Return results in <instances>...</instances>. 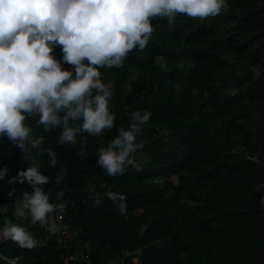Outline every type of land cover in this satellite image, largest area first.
<instances>
[{
    "label": "trees",
    "instance_id": "trees-1",
    "mask_svg": "<svg viewBox=\"0 0 264 264\" xmlns=\"http://www.w3.org/2000/svg\"><path fill=\"white\" fill-rule=\"evenodd\" d=\"M226 4L206 20L182 14L172 23L151 19L154 31L143 50H132L120 67L98 69L111 85L115 125L99 135L85 133L82 154L80 135L75 144H58L61 130L46 132L38 116L25 123L33 139L43 138L39 148L25 151L0 136V168L8 169L0 202H12L0 225L10 219L47 242L28 250L0 241L3 256L18 257V264H109L128 249L138 254L136 264H264V0ZM52 55L72 70L61 46ZM254 66L261 67L257 76ZM137 109L151 113L137 137L144 145L136 160L142 170L129 166L109 177L96 163L98 151L129 127ZM37 165L49 177L43 187L50 202L68 201L61 224L70 235H52L30 215L15 214L32 187L7 179ZM58 191L64 192L59 201ZM108 191L127 195L126 215ZM0 264L14 263L0 256Z\"/></svg>",
    "mask_w": 264,
    "mask_h": 264
},
{
    "label": "clouds",
    "instance_id": "clouds-1",
    "mask_svg": "<svg viewBox=\"0 0 264 264\" xmlns=\"http://www.w3.org/2000/svg\"><path fill=\"white\" fill-rule=\"evenodd\" d=\"M226 7V0H0V136L6 135L25 151L29 145L39 148L43 138L33 139L25 123L38 116L37 123L46 132L61 130L58 144H75L80 135L78 154H82L85 133L99 135L115 125L108 107L111 85L102 82L98 69L120 67L132 50H143L154 31L151 19L172 23L182 14L206 20ZM57 45L72 70L63 69L52 55ZM150 118L147 110L132 111L129 127L119 128L107 147L99 149L96 163L109 177L123 175L129 166L142 170L135 154L144 145L137 137ZM47 154L55 166V152L49 148ZM38 169V165L28 167L7 179L8 183L26 181L32 187L31 193H23L15 214L30 215L32 224L46 226L56 235L67 229L57 216L62 219L68 201L50 202L43 187L49 177ZM7 172V167L0 168V180L7 178ZM62 178L58 174L55 183L59 185ZM105 196L122 215L127 214L126 194L108 191ZM63 197L64 192L58 191L57 200ZM94 203H102L99 195ZM0 237L28 250L37 246L28 229L10 219L5 220Z\"/></svg>",
    "mask_w": 264,
    "mask_h": 264
},
{
    "label": "built area",
    "instance_id": "built-area-1",
    "mask_svg": "<svg viewBox=\"0 0 264 264\" xmlns=\"http://www.w3.org/2000/svg\"><path fill=\"white\" fill-rule=\"evenodd\" d=\"M5 205H7V208L5 209ZM12 207V202L11 200L7 197V198H4L1 202H0V214H6L10 211ZM62 215V219L60 218V216H57V220L59 223H61L64 218H65V215H66V210L64 211V213L60 214ZM37 227L40 229V230H47V227L46 226H41L39 223L36 224ZM4 225H0V229L3 228ZM24 227V226H22ZM48 231V230H47ZM61 233V232H60ZM63 233H66L67 235H70L71 232L68 231V230H65ZM0 241L1 242H6V241H9L7 239H3L2 237H0ZM47 244V242L45 241H37V246H45ZM57 246L59 248H62L64 245L62 244V242L59 240L58 241V244ZM0 256L3 257L5 260L9 261V262H12L14 264H18V257H15V258H8V257H5L3 256L1 253H0ZM135 256H138V254H133L131 251H129L128 249H123L121 254L115 258H113L109 264H136L139 260V257L137 260H134ZM65 261L68 262L69 259L67 257H64ZM129 260H133V263H131Z\"/></svg>",
    "mask_w": 264,
    "mask_h": 264
},
{
    "label": "rangeland",
    "instance_id": "rangeland-1",
    "mask_svg": "<svg viewBox=\"0 0 264 264\" xmlns=\"http://www.w3.org/2000/svg\"><path fill=\"white\" fill-rule=\"evenodd\" d=\"M254 70H255V75L257 76L260 72H261V67L260 66H254ZM220 129L218 128H215L214 131L215 132H219ZM144 152H141V151H138L136 154H135V159L136 160H139L140 158H142ZM138 259V256H135L134 260H137Z\"/></svg>",
    "mask_w": 264,
    "mask_h": 264
},
{
    "label": "crops",
    "instance_id": "crops-1",
    "mask_svg": "<svg viewBox=\"0 0 264 264\" xmlns=\"http://www.w3.org/2000/svg\"><path fill=\"white\" fill-rule=\"evenodd\" d=\"M263 203H264V197H263Z\"/></svg>",
    "mask_w": 264,
    "mask_h": 264
}]
</instances>
